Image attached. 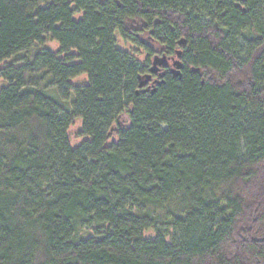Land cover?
<instances>
[{
    "label": "trees",
    "instance_id": "1",
    "mask_svg": "<svg viewBox=\"0 0 264 264\" xmlns=\"http://www.w3.org/2000/svg\"><path fill=\"white\" fill-rule=\"evenodd\" d=\"M0 80V264H264V0H0Z\"/></svg>",
    "mask_w": 264,
    "mask_h": 264
},
{
    "label": "rangeland",
    "instance_id": "2",
    "mask_svg": "<svg viewBox=\"0 0 264 264\" xmlns=\"http://www.w3.org/2000/svg\"><path fill=\"white\" fill-rule=\"evenodd\" d=\"M120 44L122 47H126L127 49L132 50V47L130 45L124 44L122 42ZM46 47H49L52 50H58L59 45L57 42L52 41V42L47 43ZM145 50L146 49L144 48L140 50L138 49L136 50V51H139V53L137 52V54L140 60H144V57L146 56ZM86 81H87V77L83 75L73 80V83L81 84V83H85ZM6 84H7L6 81L0 80V89ZM81 126H82V119H77L75 123L69 128L70 143L73 147L78 146L79 144L82 143L84 139H86V137L80 136ZM111 140L118 141V136L113 135ZM144 236L148 238H154L156 236V232L154 230H147L144 232Z\"/></svg>",
    "mask_w": 264,
    "mask_h": 264
},
{
    "label": "flooded vegetation",
    "instance_id": "3",
    "mask_svg": "<svg viewBox=\"0 0 264 264\" xmlns=\"http://www.w3.org/2000/svg\"><path fill=\"white\" fill-rule=\"evenodd\" d=\"M162 57H165L166 58L167 65L166 66H162V65L159 64L157 71L153 72V77H152L151 80H154L155 78H157L159 72H163V71L168 72L170 69L173 68L172 66H173V63H174L175 58L174 57L167 58L166 56H162ZM162 57H158V54H157L154 58L156 60H158L159 58H162ZM156 62H158V61H156ZM150 84H151V82L149 81L147 85L150 86Z\"/></svg>",
    "mask_w": 264,
    "mask_h": 264
},
{
    "label": "water",
    "instance_id": "4",
    "mask_svg": "<svg viewBox=\"0 0 264 264\" xmlns=\"http://www.w3.org/2000/svg\"><path fill=\"white\" fill-rule=\"evenodd\" d=\"M156 61H158V62H156ZM162 65V66H166L167 65V60H166V58L165 57H162V58H159L158 60H154V62H153V67H152V72H155V71H157V69H158V65ZM181 66V64H180V62L179 61H175L174 62V70H173V72H177L178 73V70H175V67H177V68H179ZM162 74H164V73H162Z\"/></svg>",
    "mask_w": 264,
    "mask_h": 264
}]
</instances>
